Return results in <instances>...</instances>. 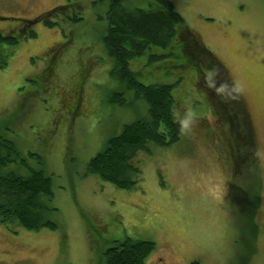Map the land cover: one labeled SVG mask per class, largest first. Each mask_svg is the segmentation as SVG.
Masks as SVG:
<instances>
[{
  "label": "rangeland",
  "instance_id": "1",
  "mask_svg": "<svg viewBox=\"0 0 264 264\" xmlns=\"http://www.w3.org/2000/svg\"><path fill=\"white\" fill-rule=\"evenodd\" d=\"M78 1L80 22L58 16L60 25L52 28L37 20V37L0 45V52H10L8 64L0 67V136L13 140L22 155L43 157L53 191L44 199L46 216L57 224L28 230L0 221V264H105L106 249L127 237L155 242L146 264H239L246 251L242 218L254 173L246 164L236 172L235 151L226 142L229 122L217 105L213 114L207 91L197 88L201 84L189 70L180 72L183 80L173 92L182 107L187 103L199 113L191 132L181 133L172 145L151 142L149 150L137 151L133 159L141 173L132 174L138 179L133 187L88 171L89 160L125 124L146 117L149 106L129 90L124 104L112 102L121 86L110 73L114 62L102 42L108 1ZM128 1L140 7L148 2ZM171 1L223 64L250 120L262 186L257 252L249 264H264V0ZM67 3L0 0V33L15 32L24 19ZM65 41L70 42L62 47ZM147 60L140 56L131 62L132 70L142 71L141 81L176 79L159 70L160 62ZM80 68H90L82 98L73 90ZM28 163L40 165L31 158ZM8 168L29 173L19 161Z\"/></svg>",
  "mask_w": 264,
  "mask_h": 264
},
{
  "label": "trees",
  "instance_id": "2",
  "mask_svg": "<svg viewBox=\"0 0 264 264\" xmlns=\"http://www.w3.org/2000/svg\"><path fill=\"white\" fill-rule=\"evenodd\" d=\"M107 27L102 37L107 54L113 59L111 75L120 82L121 89L115 91L112 102L124 104L123 96L127 90L137 98H142L149 106L148 115L123 126L121 132L112 136L105 149L88 162V171L97 174L122 188H130L138 183L141 173L138 161L133 157L139 150H149L150 143L169 146L180 139L181 131L173 118L174 110L182 108L181 101L174 95V88L183 80L180 72L190 71L196 76L198 89H204L214 114L215 105L223 109L229 122L227 144L232 145L236 172H242L245 164L254 173L250 178L247 192V207L243 214L241 235L245 242V253H241L239 264H249L257 252L254 242L259 235L256 213L261 207V175L258 149L253 136L250 120L240 97L228 88L227 101L218 96L205 83L206 66L213 68L217 80L227 83V73L223 64L213 51L200 42L195 31L186 24L184 17L175 9L171 0H148L146 7L134 6L128 0H107ZM129 2V3H128ZM82 5L78 0L55 7L38 18L24 19L22 26L15 32L0 33V45H16L20 40L35 38L38 33L34 21L38 20L48 27H57L61 21L80 22L83 19ZM63 15V16H62ZM70 42V41H69ZM67 41L60 43L66 46ZM10 52H0V67L8 64ZM148 57V63L160 62L159 70L174 74L173 82L145 83L139 79L142 71L131 68V62L140 57ZM80 71V72H79ZM75 93H83L84 83L90 68H80ZM193 71V72H191ZM54 72V65L48 68V76ZM81 75V76H80ZM189 76V77H190ZM75 98V97H74ZM206 99V98H205ZM218 101L220 105H218ZM219 106V107H218ZM215 115V114H214ZM40 164L30 167L28 159ZM19 161L28 167L29 173L22 175L16 170H8V163ZM43 157L34 152L22 155L16 143L0 136V221L4 224L16 223L28 230L43 227L55 228L56 223L46 216L44 199L53 195L52 177L46 173ZM237 173V174H238ZM132 174L137 177L133 178ZM155 249L152 240L127 237L105 251V264H146V258ZM192 264H200L194 260Z\"/></svg>",
  "mask_w": 264,
  "mask_h": 264
},
{
  "label": "clouds",
  "instance_id": "3",
  "mask_svg": "<svg viewBox=\"0 0 264 264\" xmlns=\"http://www.w3.org/2000/svg\"><path fill=\"white\" fill-rule=\"evenodd\" d=\"M217 75L218 74L213 68H209L206 73L205 83L210 89L214 90L218 96L227 101L229 98V85L225 82L218 81ZM198 116L199 113L187 103L182 108L174 110L173 112V118L178 123L181 133L184 134L191 132L193 122Z\"/></svg>",
  "mask_w": 264,
  "mask_h": 264
},
{
  "label": "flooded vegetation",
  "instance_id": "4",
  "mask_svg": "<svg viewBox=\"0 0 264 264\" xmlns=\"http://www.w3.org/2000/svg\"><path fill=\"white\" fill-rule=\"evenodd\" d=\"M79 96L82 98L83 93H79ZM80 102L82 101V99L79 100ZM75 107V106H74Z\"/></svg>",
  "mask_w": 264,
  "mask_h": 264
},
{
  "label": "water",
  "instance_id": "5",
  "mask_svg": "<svg viewBox=\"0 0 264 264\" xmlns=\"http://www.w3.org/2000/svg\"><path fill=\"white\" fill-rule=\"evenodd\" d=\"M3 18H5V17H3ZM37 20H35L34 22H36Z\"/></svg>",
  "mask_w": 264,
  "mask_h": 264
}]
</instances>
